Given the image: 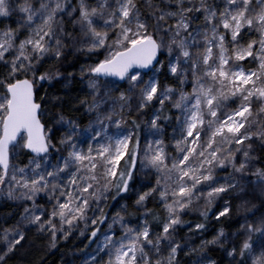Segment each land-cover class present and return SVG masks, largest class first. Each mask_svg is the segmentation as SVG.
Segmentation results:
<instances>
[{
  "label": "snow or ice",
  "instance_id": "6c2138e0",
  "mask_svg": "<svg viewBox=\"0 0 264 264\" xmlns=\"http://www.w3.org/2000/svg\"><path fill=\"white\" fill-rule=\"evenodd\" d=\"M77 238L264 264V0H0V264Z\"/></svg>",
  "mask_w": 264,
  "mask_h": 264
},
{
  "label": "trees",
  "instance_id": "16d2710c",
  "mask_svg": "<svg viewBox=\"0 0 264 264\" xmlns=\"http://www.w3.org/2000/svg\"><path fill=\"white\" fill-rule=\"evenodd\" d=\"M70 71H75V68H69ZM47 87V85L45 86ZM59 87V85L57 86ZM40 95H44V91L40 92ZM67 115L73 117H79L78 113L68 112ZM86 123V121H85ZM13 163H26V160L13 161ZM187 219H193V217H187ZM87 243L86 240L77 238L70 240L67 244L61 243L59 250L50 251L47 253H41L33 250L30 254L25 255L23 252L20 254L24 257L23 260L16 259L10 262V264H39V261L43 257L44 264H83L82 257L83 253L81 249H84V245ZM92 247H95L94 245ZM86 249L85 251H87ZM75 253V255H73Z\"/></svg>",
  "mask_w": 264,
  "mask_h": 264
},
{
  "label": "rangeland",
  "instance_id": "374dc122",
  "mask_svg": "<svg viewBox=\"0 0 264 264\" xmlns=\"http://www.w3.org/2000/svg\"><path fill=\"white\" fill-rule=\"evenodd\" d=\"M49 118H50V116H49ZM52 251H54V250H52ZM52 251H51V252H52Z\"/></svg>",
  "mask_w": 264,
  "mask_h": 264
}]
</instances>
